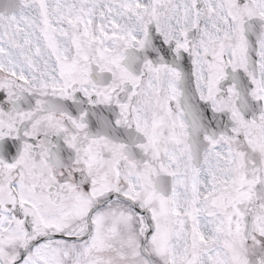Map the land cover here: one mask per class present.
Wrapping results in <instances>:
<instances>
[{
  "label": "snow or ice",
  "instance_id": "6c2138e0",
  "mask_svg": "<svg viewBox=\"0 0 264 264\" xmlns=\"http://www.w3.org/2000/svg\"><path fill=\"white\" fill-rule=\"evenodd\" d=\"M0 264H264V0H0Z\"/></svg>",
  "mask_w": 264,
  "mask_h": 264
}]
</instances>
